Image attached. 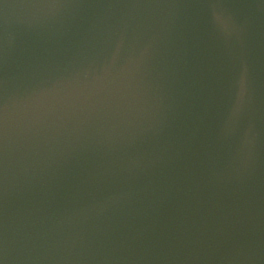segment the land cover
Returning <instances> with one entry per match:
<instances>
[{
    "label": "water",
    "instance_id": "1",
    "mask_svg": "<svg viewBox=\"0 0 264 264\" xmlns=\"http://www.w3.org/2000/svg\"><path fill=\"white\" fill-rule=\"evenodd\" d=\"M0 264H264V0H0Z\"/></svg>",
    "mask_w": 264,
    "mask_h": 264
}]
</instances>
